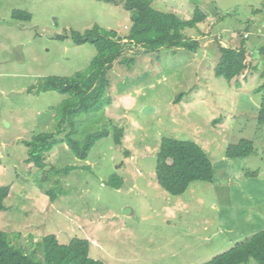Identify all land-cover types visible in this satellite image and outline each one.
<instances>
[{
  "label": "rangeland",
  "instance_id": "obj_1",
  "mask_svg": "<svg viewBox=\"0 0 264 264\" xmlns=\"http://www.w3.org/2000/svg\"><path fill=\"white\" fill-rule=\"evenodd\" d=\"M151 6L182 21L195 9L205 13L196 28L184 30L198 41L197 51L127 47L133 66L113 65L103 107L75 118L77 139L101 130L108 136L86 160L59 142L44 168H36L27 163L25 142L57 132L67 96L35 89L43 78L84 71L96 55L90 43L57 37L98 26L125 38L132 20L123 7L99 0H0V187H9L0 230L26 254L38 249L41 259L38 244L53 235L61 245L87 240L89 257L103 264H208L264 230V124L257 121L264 0H153ZM219 46L246 51L247 69L237 79L216 76ZM116 128L123 132L120 145ZM162 138L197 144L211 161L213 180L193 182L180 196L161 189L155 165ZM240 141L252 142L253 152L226 158ZM67 167H73L67 176L55 173Z\"/></svg>",
  "mask_w": 264,
  "mask_h": 264
},
{
  "label": "trees",
  "instance_id": "obj_2",
  "mask_svg": "<svg viewBox=\"0 0 264 264\" xmlns=\"http://www.w3.org/2000/svg\"><path fill=\"white\" fill-rule=\"evenodd\" d=\"M108 4L123 7L130 13L132 24L128 35L120 38L114 31H106L93 26L79 33L70 31L66 36H58V40L70 38L76 46L92 44L96 55L87 69L75 73L71 77L43 78L37 93L57 92L67 96L59 106L56 114L58 130L56 133H41L25 142L27 147V163L36 168H44L45 155L59 142L64 143L78 160H86L90 149L96 141L107 137L109 132L101 130L89 133L84 138L77 139L75 118L82 113L96 109L101 103L109 87L108 72L115 63L130 68L134 59L126 57L127 47L138 48L140 52H156L160 48L185 49L195 53L199 43L195 39H187L184 30L196 28L206 19L205 13L195 9L192 18L180 20L176 15L162 13L152 8L153 0H99ZM14 18L30 20V15L14 12ZM126 40V42H123ZM219 60L215 74L227 81L240 77L247 69V53L243 48L233 49L219 46ZM261 104L257 111V121L264 124V84ZM63 136L57 139L58 136ZM123 132L116 128L114 144L120 145ZM253 152L252 142L240 141L229 146L225 157L230 159L247 157ZM73 167L55 170L57 175L67 176ZM155 176L161 189L171 196L182 195L193 182H211L213 167L205 152L195 143L162 138L156 155ZM9 194V187H0V212L5 210L4 200ZM42 254L41 259L34 249L26 254L22 248H17L9 241L7 233L0 230V264H103L89 257L87 240L72 239L67 245L57 242L55 236L49 235L38 244ZM264 264V230L251 238L236 244L228 251L212 258L208 264Z\"/></svg>",
  "mask_w": 264,
  "mask_h": 264
},
{
  "label": "water",
  "instance_id": "obj_3",
  "mask_svg": "<svg viewBox=\"0 0 264 264\" xmlns=\"http://www.w3.org/2000/svg\"><path fill=\"white\" fill-rule=\"evenodd\" d=\"M150 109L149 108H145L144 109V111H149ZM123 213L125 214V215H127V213H129V210L128 209H125L124 211H123Z\"/></svg>",
  "mask_w": 264,
  "mask_h": 264
}]
</instances>
